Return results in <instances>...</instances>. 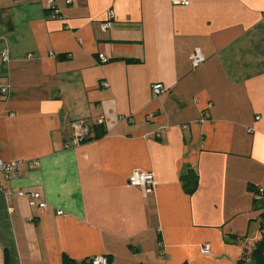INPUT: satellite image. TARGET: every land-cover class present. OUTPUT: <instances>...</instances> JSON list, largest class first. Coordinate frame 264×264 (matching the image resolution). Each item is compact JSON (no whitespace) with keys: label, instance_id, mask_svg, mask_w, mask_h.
Returning <instances> with one entry per match:
<instances>
[{"label":"crops","instance_id":"obj_1","mask_svg":"<svg viewBox=\"0 0 264 264\" xmlns=\"http://www.w3.org/2000/svg\"><path fill=\"white\" fill-rule=\"evenodd\" d=\"M3 86L0 158L21 166L0 176V264H237L257 236L264 0H0ZM134 170L154 189L131 186Z\"/></svg>","mask_w":264,"mask_h":264},{"label":"built area","instance_id":"obj_2","mask_svg":"<svg viewBox=\"0 0 264 264\" xmlns=\"http://www.w3.org/2000/svg\"><path fill=\"white\" fill-rule=\"evenodd\" d=\"M175 4H183L188 5L189 0H172ZM114 14L112 11L109 12V20L113 18ZM107 21L103 24V28H109L111 23L110 21ZM3 59L7 60L9 58L8 53L4 52L2 54ZM100 59L105 62L107 61V58L104 54H99ZM191 64L194 68L199 67L201 64H203L206 60V57L204 55L203 49L200 46H195L189 56ZM8 90L7 86L0 87L1 93H6ZM164 90L162 83H154L152 87V93L155 97H158L160 93H162ZM99 122L102 123V118H99ZM74 128V136L77 141H82L84 137H86L90 131V128L87 124L83 122L76 121L73 123ZM38 165L37 161H34L32 163V166ZM21 166V161L14 160V161H5L0 158V176L2 173L7 174L9 178H16L19 175V170ZM128 182L131 186L142 188L146 191H151L154 189L156 183H155V177L154 173L152 171H142V170H134L129 178ZM263 187V186H262ZM7 190H3L0 183V193ZM18 195L27 197L29 199V202L31 205L37 206L41 209L47 208V203L42 198V194L39 191H25L20 190L18 191ZM58 214H62V211H58ZM209 250L208 246H204L203 251L207 253ZM93 264H110V259L106 254H99L95 255L92 258H90Z\"/></svg>","mask_w":264,"mask_h":264},{"label":"trees","instance_id":"obj_3","mask_svg":"<svg viewBox=\"0 0 264 264\" xmlns=\"http://www.w3.org/2000/svg\"><path fill=\"white\" fill-rule=\"evenodd\" d=\"M92 140L90 131L83 142ZM184 188L187 193L193 194L198 187V176L195 173L182 175ZM256 194L254 199V210L257 211L260 220L259 229L255 239L240 238V243L243 247V253L238 259L237 264H264V187L257 186L250 188ZM63 264H93L91 259L75 260L67 256L64 257ZM188 264V263H185Z\"/></svg>","mask_w":264,"mask_h":264}]
</instances>
